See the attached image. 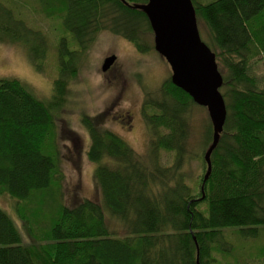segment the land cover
Returning <instances> with one entry per match:
<instances>
[{
	"label": "trees",
	"instance_id": "obj_1",
	"mask_svg": "<svg viewBox=\"0 0 264 264\" xmlns=\"http://www.w3.org/2000/svg\"><path fill=\"white\" fill-rule=\"evenodd\" d=\"M37 1L48 19H61L72 39L58 42L59 77L50 99L38 98L18 79L0 78V196L17 199L15 211L32 240L23 244L0 206V264H225L222 246L229 235L255 238L264 227V79L253 68L264 60V0H192L210 34L206 44L216 54L227 106L209 179L212 122L201 140L203 154L195 156L189 115L198 105L171 76L146 94L142 106L145 155L98 119L83 117L103 204L86 198L58 207L35 200L63 186L57 122L85 57L105 32L144 55L155 43L146 12L136 7L149 0ZM10 6L0 0V44L24 47L41 70L49 40ZM163 153L174 154L171 166L162 165ZM196 158L202 174L194 189L186 167Z\"/></svg>",
	"mask_w": 264,
	"mask_h": 264
},
{
	"label": "rangeland",
	"instance_id": "obj_2",
	"mask_svg": "<svg viewBox=\"0 0 264 264\" xmlns=\"http://www.w3.org/2000/svg\"><path fill=\"white\" fill-rule=\"evenodd\" d=\"M13 6L15 12L33 29L41 30L49 40L47 56L37 69L28 51L22 46L0 44V78L18 79L34 95L48 100L54 92V82L59 77L57 45L61 38L72 39L61 19H48L37 0H4ZM206 3L213 0H205ZM10 6V7H11ZM21 13V15L19 14ZM203 41L210 42V34L204 22L199 21ZM154 41V33L150 35ZM116 56L112 69L102 72L104 61ZM254 71L264 79V60L254 65ZM172 76L167 61L156 51L140 54L132 43L112 33H101L85 57L79 74L70 84L67 104L58 118V140L63 171L61 189L36 197V204L49 203L72 206L79 199H92L103 204L102 196L95 178L98 164L91 162L87 152L90 135L82 119L88 116L98 119L106 129L124 139L136 152L145 155L148 149L149 132L142 117V106L146 94L157 92L162 84ZM129 113L133 117L131 128L122 124L116 116ZM191 133L189 147L195 156L202 155L201 140L210 122L207 108L194 107L189 115ZM162 165L173 164L174 154L163 153ZM188 183L196 189L202 174V161L194 159L186 167ZM17 199L9 195L0 196V206L10 215L19 230L23 244H30L22 220L15 211ZM119 235H124L120 223L108 217ZM112 229V228H111ZM227 230V229H226ZM225 230V231H226ZM238 232V231H237ZM222 250L226 254L225 264H264L261 256L264 251V227L257 237H245L240 232L228 236ZM221 259V256H217ZM224 262L223 259H221Z\"/></svg>",
	"mask_w": 264,
	"mask_h": 264
},
{
	"label": "water",
	"instance_id": "obj_3",
	"mask_svg": "<svg viewBox=\"0 0 264 264\" xmlns=\"http://www.w3.org/2000/svg\"><path fill=\"white\" fill-rule=\"evenodd\" d=\"M143 9L154 33L155 50L170 65L172 83L186 92L198 106L207 108L214 129L213 144L205 155L208 172L211 155L227 119V106L221 93L224 84L216 54L203 41L192 0H149ZM116 56L104 61L102 72L115 64Z\"/></svg>",
	"mask_w": 264,
	"mask_h": 264
},
{
	"label": "flooded vegetation",
	"instance_id": "obj_4",
	"mask_svg": "<svg viewBox=\"0 0 264 264\" xmlns=\"http://www.w3.org/2000/svg\"><path fill=\"white\" fill-rule=\"evenodd\" d=\"M116 119H119V122H121L124 125L128 124L129 128H131V126L133 125V121H134L133 117L129 113H123L120 116H116Z\"/></svg>",
	"mask_w": 264,
	"mask_h": 264
}]
</instances>
